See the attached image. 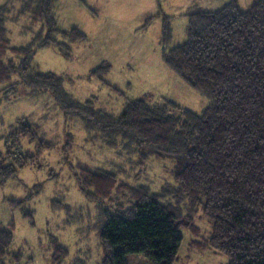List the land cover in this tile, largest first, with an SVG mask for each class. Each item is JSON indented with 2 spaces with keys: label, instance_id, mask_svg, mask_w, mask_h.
Returning <instances> with one entry per match:
<instances>
[{
  "label": "trees",
  "instance_id": "1",
  "mask_svg": "<svg viewBox=\"0 0 264 264\" xmlns=\"http://www.w3.org/2000/svg\"><path fill=\"white\" fill-rule=\"evenodd\" d=\"M12 1L0 5V106L22 89L30 96L49 95L68 119L81 122L88 138H99L111 150L122 148L142 162L157 157L174 163L175 186L164 188L161 195L147 187L121 185L116 172L81 167L76 174L80 191L98 206L94 230L105 250L100 264H128V256L134 254H144L154 264H176L183 231L196 230L193 214L182 211L187 203L199 205L212 225L209 250L227 256L229 264H264V0L254 1L249 9H243L239 0H228L215 10L196 7L188 15V38L181 44H173L171 18L165 17L162 58L208 99L201 113L165 97L155 103L126 98L118 113L96 108L93 98L77 100L67 91L66 79L41 71L35 56L53 46L72 60L74 46L86 42V34L78 26L60 28L57 0H19L14 9ZM79 1L95 13L85 0ZM159 13L149 15L141 29ZM23 19L30 25L25 30L30 41L15 45L11 26ZM109 69L103 62L90 76L110 87L102 77ZM1 140L0 186L56 147L43 127L27 116L16 119V126ZM25 140L34 153L24 149ZM119 189L130 192L131 205L111 208L108 204ZM26 203L8 201L35 227V215L25 209ZM9 226L12 238L14 222ZM3 231L0 223V234ZM3 240L0 237V264H23L21 253L6 259ZM51 247L53 264H64L68 249L54 237Z\"/></svg>",
  "mask_w": 264,
  "mask_h": 264
},
{
  "label": "rangeland",
  "instance_id": "2",
  "mask_svg": "<svg viewBox=\"0 0 264 264\" xmlns=\"http://www.w3.org/2000/svg\"><path fill=\"white\" fill-rule=\"evenodd\" d=\"M4 1L7 0H0V5ZM85 1L95 13L79 0H57L60 28L68 30L78 26L88 40L74 46L72 60L64 58L53 46L40 49L35 63L41 71L63 76L67 91L77 100L85 102L93 98L96 108L109 112H120L126 98L155 103L165 97L194 113L206 108L208 99L165 64L161 31L165 17H170L173 44L184 43L188 38V15L196 7L215 10L228 0H161L160 5L157 0ZM254 1L241 0L240 4L243 9H249ZM12 4L14 9L20 2L14 0ZM158 12L159 17L147 29H141L146 18ZM29 26L27 20L24 24V19L21 24L11 26L15 45L30 41V36H25ZM103 62L110 69L102 77L120 92L90 76ZM26 116L43 127L56 147L46 151L38 163L24 169L18 178L0 186V223L5 230L0 237L6 244V259H10V254L21 253L23 264H53L51 238L54 237L69 251L64 264H81L80 261L100 264L105 250L94 230L98 206L80 191L76 174L81 167L116 172L121 185L147 187L161 195L164 188L175 186L174 163L169 158L157 157L142 162L138 156L125 154L122 148L111 150L99 138H88L81 122L76 118L68 119L51 96H30L24 89L14 100L0 106V147L3 145L1 137L16 126V119ZM23 145L29 153H34L28 141H23ZM130 196L127 189H119L108 206L129 207ZM9 200L27 201L25 209L33 211L35 227L19 209L9 206ZM53 201H57L56 207ZM188 204L182 206V211L185 215L193 214L196 230L183 231L184 243L176 264H229L227 256L208 249L212 225L201 207ZM68 208L70 214L66 213ZM12 222L15 230L10 238L7 231ZM128 264L154 263L144 254H134L128 256Z\"/></svg>",
  "mask_w": 264,
  "mask_h": 264
},
{
  "label": "crops",
  "instance_id": "3",
  "mask_svg": "<svg viewBox=\"0 0 264 264\" xmlns=\"http://www.w3.org/2000/svg\"><path fill=\"white\" fill-rule=\"evenodd\" d=\"M240 1V3H241V0H239ZM225 4V3H224Z\"/></svg>",
  "mask_w": 264,
  "mask_h": 264
}]
</instances>
